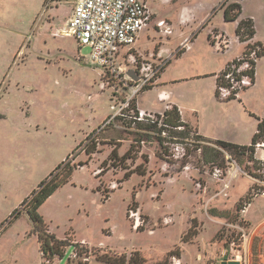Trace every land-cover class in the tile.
Returning <instances> with one entry per match:
<instances>
[{
  "label": "rangeland",
  "instance_id": "1",
  "mask_svg": "<svg viewBox=\"0 0 264 264\" xmlns=\"http://www.w3.org/2000/svg\"><path fill=\"white\" fill-rule=\"evenodd\" d=\"M163 1L148 4L158 19L170 17L175 34L158 36L150 23L129 53L136 63L124 62L120 78L112 81L93 65L89 47L61 35L77 0H0V264H113L107 258L121 257L130 264L133 254L145 264H259L264 259V194L253 189L264 187V180L249 175L254 167L248 156L211 141L221 132L225 143L242 136L245 145L238 146L251 145L253 137L244 131L264 122V57L256 60L254 81L237 100L209 111L211 124L222 129L203 119L202 128L213 134H202L206 141L192 128L161 130L163 117L154 114L142 122L119 116L140 112L137 96L129 108H121L139 84L142 63H158L150 58L155 43L175 48L181 41L185 30L178 14L183 22L193 6L202 16L219 0ZM222 1L217 9L226 7ZM240 5L237 20L223 26L230 35L225 51L232 49L226 56L230 63L253 42L234 39L244 19L254 23V41L264 46V0ZM224 20L219 13L214 22ZM205 36L198 48L208 46ZM195 57L175 68H196ZM156 83L139 93L142 108L162 109ZM255 157L264 160V146ZM52 178L61 186L38 211L46 233L56 239L50 260L23 203ZM249 195L255 197L238 211Z\"/></svg>",
  "mask_w": 264,
  "mask_h": 264
},
{
  "label": "built area",
  "instance_id": "2",
  "mask_svg": "<svg viewBox=\"0 0 264 264\" xmlns=\"http://www.w3.org/2000/svg\"><path fill=\"white\" fill-rule=\"evenodd\" d=\"M153 21V12L148 4V0H79L73 8L72 16L68 22L69 28L63 30L61 35L73 37L80 48L89 47L91 49V62L102 70L105 76L115 80L120 78L123 63L129 60L132 64L133 56L129 55L134 48L141 32L149 28ZM158 34L163 37H171L174 30L166 21L158 22L155 26ZM212 44L224 52L230 46L229 38L219 32H215L212 37ZM188 41L183 44L187 46ZM258 50V49H257ZM257 50L250 51L243 55L236 62L223 71L221 86L219 88L221 98H228L233 93H237L250 85L251 62L256 63ZM166 66L160 61L157 64L145 61L139 70V84L131 87L132 97L127 98L123 104L129 108L132 98L138 96L147 87L157 80L158 76ZM121 118L142 122L145 117L153 118L144 112H135L133 117L119 114ZM163 122H164V116ZM112 118L108 125L114 121ZM165 129L170 128L164 126ZM179 127L177 129H181ZM165 136V133H163ZM263 145H258L260 148Z\"/></svg>",
  "mask_w": 264,
  "mask_h": 264
},
{
  "label": "crops",
  "instance_id": "3",
  "mask_svg": "<svg viewBox=\"0 0 264 264\" xmlns=\"http://www.w3.org/2000/svg\"><path fill=\"white\" fill-rule=\"evenodd\" d=\"M79 0H77L78 2ZM222 0L216 1L213 6H211L210 10L204 14V15H197V12L199 10L198 7H193V11L189 12L188 10V16H183V22L179 19L181 12L178 14L179 17L176 18L178 24L186 31H181V41L175 48H169L163 41H160L159 43L156 42L153 51L155 50L156 53L150 54V58L154 60L155 62H164L166 63V66L160 73V75L157 78V89L160 90L159 95V104H162L163 107L161 110L154 109L153 107H150L148 105H145L142 108V104L140 99L138 98L140 94L136 97V109L140 112H144L147 114H154L156 116H163L166 111H169L173 108H177L180 112L181 120L184 124H187L190 128H192L196 134L201 137L202 134L208 135L210 137L213 136V134H210L209 132H205L207 130H204L202 127L203 119L205 120V124L212 125L211 124V118H209V111H216L218 112L221 108V103L229 102L226 98L219 99L216 95L217 88H218V77L219 75L225 70L228 64H230L228 58L226 57L231 50L228 52H221L219 51L216 46L212 44L211 37L215 32L222 33L226 35L228 38H230L229 31L223 27L227 24V22L224 20V14L225 10L228 6L237 4L236 1H230L226 0L227 5L224 8L217 9V7L220 5ZM224 1V0H223ZM222 1V2H223ZM239 4L241 3L240 0H238ZM164 4L165 1L161 0ZM202 5H200L201 7ZM225 6V5H224ZM152 10V9H151ZM153 12V21L152 23L156 24L161 21H166L169 25H171L172 29L174 30L175 34V24L172 23V21L169 18H160L158 19V15L156 12ZM191 15H190V14ZM221 13L223 16L224 23L222 25H218L214 22L216 16ZM190 15V16H189ZM182 16V15H181ZM245 21L247 19H244ZM182 24H185L183 26ZM254 25V23H253ZM154 26V28H155ZM237 25L235 27V36L234 39L237 37L236 30ZM145 30H148L145 29ZM156 33L158 34L157 29L155 28ZM144 32V30L142 31ZM203 33H206V46L205 48H198L196 46V43L200 39L201 35ZM159 36V34H158ZM237 41L239 38H236ZM252 44H260L254 41V38ZM161 40V39H160ZM188 41L187 46L183 48V44ZM240 41V40H239ZM140 42V35L136 42ZM135 44V45H136ZM263 46V45H262ZM141 54V53H140ZM179 54V55H178ZM143 56H146L142 53ZM194 55L195 61L197 63L196 68H190V70L187 72L186 70H182L181 67H176L177 64L183 63L188 56ZM173 84V89H169L167 86ZM184 84H191V85H184ZM152 88V86H150ZM192 88L191 90L189 88ZM150 88V89H151ZM143 92V91H142ZM233 101V100H232ZM260 124V121L257 124L256 129H249L245 130L244 132L250 135L251 139L254 137L253 135L257 133L258 125ZM215 129H222L221 124L213 122V125L211 126ZM205 128V127H204ZM206 129V128H205ZM216 137L215 140H211L213 142L216 141H224L223 134L221 132L214 134ZM202 138V137H201ZM241 137L237 138V140H233L231 143L236 145H245L241 142ZM203 139V138H202ZM253 139V138H252ZM206 140V139H204ZM209 141V140H208ZM227 142V140H225ZM230 142V141H228ZM252 142V140H251ZM259 264H264V259L260 260Z\"/></svg>",
  "mask_w": 264,
  "mask_h": 264
},
{
  "label": "trees",
  "instance_id": "4",
  "mask_svg": "<svg viewBox=\"0 0 264 264\" xmlns=\"http://www.w3.org/2000/svg\"><path fill=\"white\" fill-rule=\"evenodd\" d=\"M241 10H242V8H241V5L239 3L228 6L226 8L225 14H224L225 21L226 22L236 21L237 18L241 15ZM236 34H237V37L239 38L241 43L250 41L255 36V30H254L253 22L251 20L243 21L240 24V26L238 27ZM253 50L254 51L257 50V58L258 59L261 57H264V46H262L260 44L248 45L246 47V52L243 55H247L250 51H253ZM234 62H236V61H234ZM231 64L227 65L225 70ZM255 64L256 63L254 61L251 62V70L249 72L250 77L252 79V82L254 81ZM222 77H223V72L218 77V88H217L216 95L219 99H221V93H220L219 88L221 86L220 84L222 81ZM150 88L151 87H147L145 90H149ZM239 92L231 94V96H229L227 98V100L228 101L237 100ZM134 109H135V107H134ZM135 111H137V109H135ZM163 116H164V126H168L172 129H177L179 127H183L185 129H191L187 124H184L182 122L180 112L177 108H173L169 111H166ZM159 117H161V116H159ZM162 129H165V128L163 127V128H161V130ZM161 130H160V132H161ZM199 138H200V140L202 139L201 137H199ZM160 140L164 141V139H162V138H160ZM202 140L206 141L204 139H202ZM214 144L221 147L222 149H224L226 151H231L233 153H236V154H239L242 156H248L249 161L251 163H253V167H254L253 171H249V175L256 180H262V181L264 180V179H262L263 173H261L262 171H264V160L261 161L255 157L257 146L264 144V122H260V124L258 125L257 133L254 135V137L252 139V143L250 146L244 147V146H238V145L220 142V141H216V142H214ZM114 157H115V155H114ZM69 176H70V174L66 175L64 180H67ZM60 186H61V183L54 182V178H52L46 185L43 184L41 190L38 191L37 193H35V195H33V197L30 200L25 201L23 203V206H25V212L28 215L29 219L32 221V223H33V225L37 231V234L39 237V243L41 244L43 256L44 257L49 256L50 260H52L51 258L53 256H55V254H56L55 253V246L52 245L53 243H56V239H55V237L49 236L46 233L44 221L40 217L38 211L48 201V199L54 195V193L60 188ZM253 189L259 190L261 192V193H258V195L264 194V187H259V186L255 185ZM254 197L255 196H253V195H249L245 204L242 203V205H240V207L238 208V211H243L244 207H246V205H248ZM19 215H20V212L14 213L12 215V220L10 221V223H12L13 220H16ZM170 254L173 255V253H170ZM62 257L63 256L61 255V258ZM138 257H139L138 254H133V256L130 259V264L136 263L138 261L140 264H145V262H146L145 259H143V258L139 259ZM124 258L125 257H121L119 259L118 258L117 259H108L107 258V262L108 261H109V263L113 262V264H125V262L123 260Z\"/></svg>",
  "mask_w": 264,
  "mask_h": 264
}]
</instances>
